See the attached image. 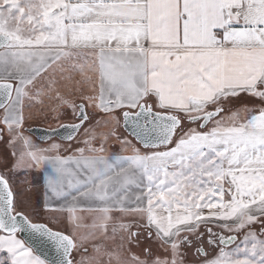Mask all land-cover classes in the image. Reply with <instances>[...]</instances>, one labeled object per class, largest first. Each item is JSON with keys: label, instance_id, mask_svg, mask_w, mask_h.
I'll return each instance as SVG.
<instances>
[{"label": "snow or ice", "instance_id": "1", "mask_svg": "<svg viewBox=\"0 0 264 264\" xmlns=\"http://www.w3.org/2000/svg\"><path fill=\"white\" fill-rule=\"evenodd\" d=\"M0 47L7 143L30 144L18 131L28 86L57 66L84 75L89 65L80 61L87 53L98 66L99 96L84 97L87 103L60 97L77 121L63 126L67 138L83 130L86 144L99 139V149H88L93 153L104 152L112 137L132 148L116 135L122 117L129 136L155 149L90 158L77 149L83 167L75 192L58 177L45 178L44 204L53 210V201L72 197L103 202L97 210L105 222L112 211L139 214L136 231L120 225L126 231L121 247L142 246L143 258L109 252L110 264H201L187 255L207 256L205 244L223 247L204 264H264V0H0ZM90 105L104 113V124H113L108 133L97 136L101 121L90 126ZM58 147L30 148L0 165V264H47L37 251L44 244L58 253L56 264H94L95 257L75 259L73 250L82 245L71 235L33 222L6 174L42 164L60 173L67 160L47 155ZM133 186L139 194L125 203ZM153 242L168 256H157ZM231 244L235 249L225 252Z\"/></svg>", "mask_w": 264, "mask_h": 264}, {"label": "crops", "instance_id": "2", "mask_svg": "<svg viewBox=\"0 0 264 264\" xmlns=\"http://www.w3.org/2000/svg\"><path fill=\"white\" fill-rule=\"evenodd\" d=\"M36 3H39L40 0H35ZM27 26L26 22L25 25ZM34 48L40 47L41 50H44L42 46H33ZM5 52V49L0 50V55H3ZM87 55L88 59L87 61H84L81 59V63H87L89 67L87 68L84 75H81L78 71H71V70H64L61 69L59 66H57V70L55 72L49 71L48 73L43 74V79H38L35 82V87L33 85L28 86V91H30V97H25L23 99V126H26L28 123H34L37 120H40L43 116H47L48 109H50L53 106H57L59 110V117L57 119H54L53 122L59 123V126H56L57 128L60 127L63 124H73L76 122V117L73 116L72 110L67 107L66 105L62 104L60 102V97H68L73 99L76 103H87L84 100V97L86 96H99V85H100V79H99V70L97 65L92 64L93 58L88 55L87 53H83L82 56ZM73 63L76 62V57L73 58ZM64 67H69L68 61H63ZM54 81V83H53ZM5 82L0 80V83ZM9 83H12L14 88L16 85L15 81H7ZM39 92V95H35V93ZM13 99L15 98V91L12 93ZM98 102V100H97ZM92 107V111H90V108ZM238 107V106H237ZM128 109H116L117 112L127 111ZM235 110V109H234ZM87 113L89 117L93 118L91 121L90 126H95V123L97 121H101V118L104 116V113L100 112L98 109H96L93 106L87 107ZM4 116H5V109L0 110V135L3 136V139L6 140V132L7 128L4 124ZM113 125V124H112ZM27 127H38V126H26ZM25 128V129H26ZM24 129V131H25ZM55 129V128H54ZM82 131V130H81ZM80 131V132H81ZM95 132L97 136L99 137L100 133H103L101 131H97L95 129ZM1 140V139H0ZM6 142L3 143L5 145ZM104 152H91L88 149L89 148H96L98 147H92L90 143L86 144H80L76 148H72L70 154L67 153L65 155L63 152H67L64 149H55L47 155L52 157H59L60 159L67 160V163L59 165V168L62 169L60 173H57L54 170V167L52 164H42L39 168L36 167H29V168H20V171H15L26 174L28 171H24L23 169H31L34 171V175L29 178H21V177H13V188L12 190L16 193L15 188L17 189L18 193H20L21 200L24 199L27 195L33 194L38 192L41 196L43 201H45L44 197V191H45V178H51L55 180L57 177L59 178L60 182L62 183L64 189L66 191H72L75 192V189L79 187L80 185L77 183L78 180L81 179L79 173L82 170L83 167V159L81 153L77 151V149L82 148L85 149L83 153V157H93V156H112L117 155L121 157H129L133 154L132 148H122L121 144H105ZM33 149H38L35 147H31ZM4 152L6 151V146H3ZM48 149V148H46ZM27 152L30 150L26 149ZM155 150H149V151H143L145 153H149ZM8 152V150H7ZM10 154V152H8ZM18 156V152H15ZM144 154V153H142ZM1 157V155H0ZM10 162L11 164L16 158L10 156ZM77 161H80L79 163ZM2 162L5 163V159L2 157L0 158V165H2ZM8 163V162H7ZM19 170V169H17ZM0 171H3L2 168H0ZM11 173V174H14ZM21 175V174H19ZM22 176V175H21ZM143 183L146 185L148 181L144 179ZM139 194V189H137L135 186H133L129 192L128 196L130 197V200H126L125 203H130L135 200V196ZM53 203L56 204L55 210H53L50 207H47L45 204H43L44 209L46 211L53 212L55 216H57L56 220L54 221L57 225H61L62 227L67 226L68 222L65 221L66 217H68L70 214H74L77 212L80 213H96L101 212L97 209L102 208L104 206L103 202L100 201H85L83 199L74 200L72 197H68L67 200H56L53 201ZM88 208H91L92 210H87ZM120 211H112L110 213H116ZM103 213V212H101ZM104 214V213H103ZM109 214V213H108ZM235 235V234H232ZM238 237V236H237ZM242 238V237H241ZM238 237L237 242L241 239Z\"/></svg>", "mask_w": 264, "mask_h": 264}, {"label": "rangeland", "instance_id": "3", "mask_svg": "<svg viewBox=\"0 0 264 264\" xmlns=\"http://www.w3.org/2000/svg\"><path fill=\"white\" fill-rule=\"evenodd\" d=\"M27 27V26H22ZM90 108V107H89ZM60 110V109H59ZM59 110L57 106H53L50 109H48L47 116H43L40 118V120H37L34 123H28L26 126H38L45 129H54L57 128L56 126H59V123L53 122L54 119H57L59 117ZM90 111H92V107L90 108ZM96 125V123H95ZM122 119L121 123L118 128H116V135L121 136L122 138H127L131 141V145L133 148L139 149L141 153H145L135 142L128 137L122 130ZM26 126H22V128L18 129L20 133H22L23 137H25L30 144L25 145L23 140L16 139L13 143H7L9 136L8 131L5 133L6 140L1 139L0 140V158H4L5 162H10V156L17 158L20 154H27V150L31 147H35L38 149H46L50 148L52 145H58L59 149H64L67 152H63L65 155L67 153L70 154L72 148L78 147L80 144L85 143V140L87 139L84 136L83 130L78 134L76 139L70 143H61L57 140H52L46 144H42L37 142L32 136L28 135L24 129ZM94 126V125H93ZM113 125L112 123L104 124L101 121V124L99 127H96L97 131H101L103 133H108L112 129ZM29 128V127H27ZM6 142L5 145L3 143ZM101 141L99 139L91 140L90 145L92 147H99ZM121 144L116 140L115 137H112L111 139L104 142V144ZM3 146H6V151L4 152ZM57 148V149H58ZM107 149V147H105ZM10 152V154L7 152ZM149 151V150H146ZM14 152H18V156H13ZM151 152H149L150 154ZM17 155V154H16ZM4 162H2L3 164ZM24 171H28L27 175L22 174L19 172H16L14 174L6 173L12 177H21V178H31L34 175V171L31 169H23ZM16 171H20L16 170ZM21 174V175H19ZM13 183V182H12ZM13 191V190H12ZM16 193H18L17 189L15 188ZM14 192V191H13ZM15 193V192H14ZM43 196V195H42ZM42 196L36 192L30 195H27L23 201L28 202V208L27 211L31 215L33 222L39 223V224H46L48 227L53 229L54 231H59L64 234L71 235L78 244H81L82 246L79 247L78 250H73V255L77 261L81 259V256L86 257H95L94 264H110V258L107 253H120L122 257H127L130 254L134 253L137 256H140L143 258V247L137 246L135 244L131 245V247L127 243H123V247H121L122 244V237L126 235V231L121 229V224H131L132 225V231H136V224L140 223V217L137 213H122V212H116V213H109L108 216L110 219H108L106 222L102 221L100 218L104 215L101 212L96 213H74L70 214L68 217H66V220L68 222L67 226L62 227L61 225H57L54 221L56 220L57 216L53 212L46 211L44 209V201L42 199ZM227 199V197H226ZM21 197H17V201H20ZM35 208L36 210L33 212L32 209ZM207 209L204 210L205 213H207ZM77 225H80L77 227ZM103 225V226H101ZM213 231H221L224 235H229V232L226 229L220 228L218 226H212ZM258 227V226H257ZM205 228H201L200 231L203 232ZM231 234L237 235L239 238H241L239 241L243 240V236L239 235L237 232H233ZM17 238L18 235H17ZM238 241V242H239ZM144 240L142 238L141 245H143ZM99 247V252L97 253L94 251L96 247ZM130 247V252H129ZM236 245L233 244L232 246L227 247L224 251L225 252H231L235 249ZM153 248L154 252L157 256L160 258H164L168 256V253H165L161 246L155 242H153ZM204 251L207 253V256H194L191 253L187 255L188 261H191L193 258L198 259L201 264H204V262L210 261L215 259L218 255H220V250H214L212 252H209L206 248ZM4 254L0 253V256H3ZM241 258L242 254H241ZM111 264H115L114 259L111 261Z\"/></svg>", "mask_w": 264, "mask_h": 264}, {"label": "water", "instance_id": "4", "mask_svg": "<svg viewBox=\"0 0 264 264\" xmlns=\"http://www.w3.org/2000/svg\"><path fill=\"white\" fill-rule=\"evenodd\" d=\"M3 49V47H0V50ZM0 102H3V97H0ZM3 109L2 107H0V110ZM122 119V117H121ZM77 123V121L75 122ZM64 125H71V124H63L58 128L55 129H45L42 127H30V128H26L25 132L32 136L37 142L42 143V144H46L52 140H57L61 143H70L72 141H74L76 139V137L78 136V134L80 133L77 132L74 136L73 139L69 140L68 137V131L65 130V128L63 127ZM122 130L123 132L130 137L135 144H137L142 150H155V149H146L143 148L134 138H132L131 136L128 135L127 132L124 131V124H123V120H122ZM19 238L28 239V236L26 233H18L17 234ZM233 244L229 245L232 246ZM36 245L34 244V247ZM228 246V247H229ZM38 253L41 255L42 259H45L47 261V264H56V262L59 259V255L56 252L55 248H53L51 245L49 244H44L41 245L37 248Z\"/></svg>", "mask_w": 264, "mask_h": 264}, {"label": "flooded vegetation", "instance_id": "5", "mask_svg": "<svg viewBox=\"0 0 264 264\" xmlns=\"http://www.w3.org/2000/svg\"><path fill=\"white\" fill-rule=\"evenodd\" d=\"M206 231V229L203 231V232H205ZM214 232H217V233H219V234H221V235H224L223 233H221V231H214ZM226 236V235H225ZM203 247V249H207L209 252H212V251H214V250H220L222 247H223V245H210V246H208L207 244H205V245H203L202 246ZM226 248H224V250H225ZM192 254L194 255V256H196L197 257V255H196V253H195V250H193L192 251ZM203 257V256H202Z\"/></svg>", "mask_w": 264, "mask_h": 264}]
</instances>
